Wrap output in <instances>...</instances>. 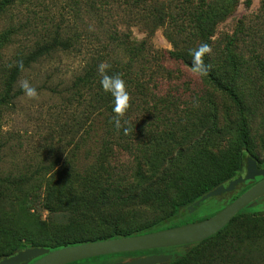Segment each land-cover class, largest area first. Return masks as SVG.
I'll return each instance as SVG.
<instances>
[{
  "label": "rangeland",
  "instance_id": "rangeland-1",
  "mask_svg": "<svg viewBox=\"0 0 264 264\" xmlns=\"http://www.w3.org/2000/svg\"><path fill=\"white\" fill-rule=\"evenodd\" d=\"M156 1L159 3L157 5L165 7L179 5L181 0ZM263 3L264 0H238L232 12L226 10V18L215 28L211 39L214 40V47L209 56L212 65L216 64L220 57L219 51L237 31L238 21L242 20L248 26L246 32L250 36L243 44L247 62L242 74L233 77L235 81L231 79L230 82L234 84L235 90L245 93V116L250 138L260 158L263 156L260 141L264 139ZM153 21L147 4L128 3L127 0H13L0 13V99L9 74L20 56L50 42L57 34L61 37L70 36V30L78 31L84 38L91 37L81 47V52H77V49L58 51L20 73L14 91L21 88L23 80H27L37 89L38 100L29 99L22 92L9 103L0 102V230L9 238L20 239L25 244H41L45 240L101 237L112 227L117 226L118 230L134 229L163 218L169 211L168 205L159 197L166 191L172 195L170 188L173 182L160 176L162 163L149 155L159 147L152 144L144 148L150 140L148 133L142 132L140 141L130 138L132 145L129 148L114 146L117 151L108 155L106 163L100 164L104 143L120 140L118 134L106 133L109 119L115 116L114 103L109 105L102 99L92 101L88 93L81 99L82 102L67 101V90L80 74L86 57L90 56V43L95 40V36L102 40L110 32H129L131 39L146 43L147 57H151L153 51L164 53L162 66L159 64L163 76L155 75L154 69V80L148 83L152 95L173 100L182 111L186 105H200L205 100L210 118L216 120L213 128L217 133L209 130L207 133L205 127L191 135L182 131V149H191L195 142L212 151L237 144L240 112L236 104L216 90L206 76H197L192 68L170 60L167 53L180 49L186 42L166 26H151ZM250 39H253L252 43H249ZM151 63L143 69V78L147 79L150 74ZM159 111L165 112L162 101L151 100L147 106L136 102L121 123H132L138 128L158 133L165 126L156 119ZM124 135L127 134L124 132ZM137 146L148 153L133 151ZM102 165L105 170L101 168ZM61 168L63 170L58 173ZM105 174H110L112 178L109 179L114 182H104ZM14 182L30 183L20 188L19 183L15 185ZM104 183L109 184V201L113 193L130 198L127 197L125 202L119 200L118 204L109 203L93 212L95 219L92 223L69 226L73 212L71 209L67 212L63 210L66 201L58 207L56 198L65 196L72 187L87 188V192H91L94 187L98 188ZM142 185L151 187L154 192L156 190L159 197L156 196L152 203L137 202L133 192ZM71 192L76 194L73 189ZM92 199L91 195L89 201ZM228 199H207L192 211L182 209L177 219L183 218L185 214L196 217L214 214L226 205ZM48 202L55 208L53 213L46 209ZM250 206L258 208L257 213L262 214L264 199ZM80 207L91 211L90 207ZM1 234L0 251L5 252L6 242ZM175 250L182 251L181 248ZM119 260L125 259L110 257L102 264Z\"/></svg>",
  "mask_w": 264,
  "mask_h": 264
},
{
  "label": "trees",
  "instance_id": "trees-1",
  "mask_svg": "<svg viewBox=\"0 0 264 264\" xmlns=\"http://www.w3.org/2000/svg\"><path fill=\"white\" fill-rule=\"evenodd\" d=\"M127 1L128 3L140 2L147 4L149 15H152V19L155 21V24L153 21L151 26H166L168 30L171 29L182 41L186 42L185 46L175 51H169L167 55L170 60L179 62L188 68H192L191 51L197 49L204 43L209 44L213 48L214 40L211 39L215 34L216 26L226 18L228 13L226 10L229 12L231 10L232 12L238 4V0H222L220 3H209L205 0H197V2L194 0H181L179 5L164 7L157 5L159 3L156 0ZM12 3L13 0H2L0 2V13ZM245 4L248 5L249 2L246 1ZM262 11L264 13V3L262 5ZM146 27H149V25ZM248 29V26L242 20L238 21L237 31L229 37L225 46L219 51L220 57L216 64L212 65L213 62L209 58L210 55H205L204 57L205 64L211 66L208 75H206L208 82L216 90L228 96L236 104L240 112L237 144L227 145L225 148L217 151L199 146L198 142H195L193 146L191 144L192 148L189 150L182 149V131L191 135L201 127H205L206 132L209 130L217 133V130L213 128L216 125V120L210 118L204 99L203 104L186 105L184 111H182V109L175 106L173 100L167 97L158 98L157 95H152V88L148 86V83L154 80V69H156L155 75L163 76L162 73L160 74L161 71L159 69H161L160 65L164 59V53L153 51L151 53L152 56L147 57L146 43L143 41L136 42L131 39L129 32H110L102 40L98 36H95V40L90 43V56L86 57L80 74L75 77L67 90V101L82 102L81 99H84V95L88 93L92 101L102 99L107 104L113 105L114 98L110 93L104 92L100 84L101 74L98 68L102 62L111 66L108 69L109 75L117 73L122 75L127 89L132 96V105L137 102L138 105L147 106L151 100L155 102L162 101L165 112L159 111L156 119L157 121L163 122L165 126L158 133H155L153 130H147L146 128H138L137 125L132 123L122 125L118 130L113 122L114 118L109 119L106 133L112 135L118 134L120 140L112 142L113 145L109 141L104 143L101 151L102 158L100 159V164L106 163L108 155L117 151L114 146L129 148L132 145L130 138L134 137L137 141H140L139 136L142 135V132L146 131L150 140L144 148L152 144H156L159 147V149L149 153V155H152V158H157L162 163L163 168L160 176L168 182H173L170 188L173 193L169 195L167 193L168 191H166V193H163L159 197L155 193L156 190L154 192L151 187L142 185L133 192V195H136V200L140 204L152 203L157 196L165 201L169 211L163 218L153 220L134 229L118 230V227L115 226L101 237L78 240L56 239L55 241L45 240L41 244L35 242L25 244L20 239L9 238L6 233L0 230L1 235L5 238V245L7 247L5 252L0 251V258L9 256L17 250L32 247H42L51 251L87 242L148 234L202 221L213 216L215 213L206 217L185 214L183 218L181 216L180 219H177L182 209L188 211L187 208L193 206L202 196L218 186L226 185L228 182L239 177L244 171L245 158H253L259 168H264V139L260 141V148L263 154L260 158L255 152L250 138V130L245 116V93L243 90H235L234 84L230 82L231 79L235 81L234 78L241 75L245 68L247 59L244 56L245 49L243 44L245 39L250 36V33L246 32ZM69 33L70 36L66 37H61L57 34L50 42L40 45L36 49L19 57L17 65L13 68L9 74L8 81L5 83L4 94L0 99L1 103H9V100L16 98L23 92L21 88L14 91V87L18 82L20 73L24 69L29 68L32 64L37 63L44 57H50L52 54L61 50L77 49V52H81V47H84V43L90 41L89 39L91 38L82 37L76 30H70ZM252 42L253 39H250L249 43ZM194 44L196 45L193 46ZM20 62H23V70L19 68ZM150 62H152V66L150 67L151 71L146 79L141 74ZM91 92L93 93L92 95ZM214 113L217 114L215 109ZM125 128L130 129L126 136L124 135ZM207 133H204V135ZM144 148L137 146L132 150L141 154L148 153ZM101 168L105 170L103 165ZM62 170L63 168L58 170V173H61ZM109 178H112L111 175L105 174L103 181L114 182ZM14 183L15 185L19 183V187L23 188L30 182ZM251 185V182H244L239 184L233 192L225 193L214 198L227 197L232 202L251 187ZM99 188L100 190H98ZM71 189L76 194L71 192ZM87 190V188L78 189L72 187L67 190L65 196H58L56 198L55 204L58 207L62 206L66 201L67 204L63 210L67 212V210L71 209L73 212V219L69 226L92 223L95 219L92 215L93 212L98 211L109 203L118 204L117 201L119 200L125 202L126 198L129 197H122L121 195L113 193V198L109 201L108 196L111 195L109 193V184L105 183L101 184L98 188L94 187L91 192H87ZM97 190L98 195L96 194ZM91 195L93 199L89 201ZM49 203L45 205L46 209L50 213H53L55 208H52ZM79 205L90 207L91 211L83 210ZM58 211H61V208H58ZM257 212H259L258 208L249 206L235 215L222 230L206 240L189 246L161 249L167 252L175 251L173 254L170 253L172 258L166 264H264V210L261 212L262 214ZM177 248H181L182 251H176L175 249ZM154 251L159 250L102 256L71 264H97L101 260L109 257L149 254Z\"/></svg>",
  "mask_w": 264,
  "mask_h": 264
},
{
  "label": "water",
  "instance_id": "water-1",
  "mask_svg": "<svg viewBox=\"0 0 264 264\" xmlns=\"http://www.w3.org/2000/svg\"><path fill=\"white\" fill-rule=\"evenodd\" d=\"M258 177L261 178L258 182L254 183L245 192L213 216L202 221L148 234L87 242L51 251L42 247L26 248L18 251L9 258L0 260V264H27L34 259H36V261L31 264H71L102 256L189 246L199 243L222 230L229 224L234 216L243 209L264 198V168H259L257 162L253 158H245L243 176L240 175L226 185L218 186L202 196L193 206L187 208L188 211H192L198 207L202 201L233 192L239 184L246 181H253ZM171 258V255L155 254L134 261H126L117 264H166Z\"/></svg>",
  "mask_w": 264,
  "mask_h": 264
},
{
  "label": "clouds",
  "instance_id": "clouds-1",
  "mask_svg": "<svg viewBox=\"0 0 264 264\" xmlns=\"http://www.w3.org/2000/svg\"><path fill=\"white\" fill-rule=\"evenodd\" d=\"M212 51L213 50L211 46L207 43L201 44L197 49L191 51L192 72L195 75H208L211 66L205 64L204 57L205 55H211ZM110 67L111 66L109 64L102 62L99 65L98 71L101 74V87L103 88L104 92L110 93L114 98L113 112L115 113V116L113 122L115 127L119 130L122 127L121 121L124 120L128 111L132 107V96L128 91L126 82L122 78L121 74H108V69H110ZM19 68L23 70V62L19 63ZM20 86L23 89L24 94L29 99H39L37 89L31 86L27 80H23ZM124 122L127 123L126 120ZM124 130L126 134L130 131L129 128H125Z\"/></svg>",
  "mask_w": 264,
  "mask_h": 264
},
{
  "label": "flooded vegetation",
  "instance_id": "flooded-vegetation-1",
  "mask_svg": "<svg viewBox=\"0 0 264 264\" xmlns=\"http://www.w3.org/2000/svg\"><path fill=\"white\" fill-rule=\"evenodd\" d=\"M241 175H242V174H241ZM243 175H244V174H243ZM243 175H242V176H243ZM260 179H261V178L258 177V178H256V179L253 180V181H246V182H251L252 185H253L254 183L258 182ZM252 185H251V186H252ZM229 200H230V198L226 201V205H228L229 203H231ZM226 205H225V206H226ZM225 206H224V207H225ZM221 209H222V208H221ZM221 209H219V210H221ZM156 250H159V251H154V252H151V253H149V254H134V255H129V256H116V257L124 258L125 260L115 261V262H112L111 264H117V263L126 262V261H134V260H136V259L144 258V257L150 256V255H155V254H156V255H159V254L170 255V254L167 253L165 250H161V249H156ZM18 251H20V250L15 251L13 254H11V255H9V256L1 257L0 260H2V259H4V258H9V257L15 255ZM109 258H110V257H109ZM109 258H106V259H104V260H101V261H100L99 263H97V264H102L103 261H107ZM34 261H36V259L32 260L31 262H29V263H27V264H31V263H33Z\"/></svg>",
  "mask_w": 264,
  "mask_h": 264
}]
</instances>
